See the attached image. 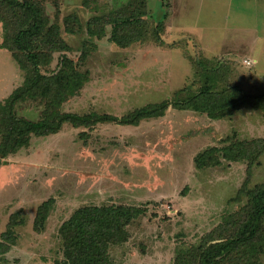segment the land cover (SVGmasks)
Returning <instances> with one entry per match:
<instances>
[{
  "label": "rangeland",
  "instance_id": "rangeland-1",
  "mask_svg": "<svg viewBox=\"0 0 264 264\" xmlns=\"http://www.w3.org/2000/svg\"><path fill=\"white\" fill-rule=\"evenodd\" d=\"M42 1L70 48L54 50L41 71H56L63 52L89 71L63 111L120 116L183 86L198 90L208 83L226 93L264 94V0H147L148 30L163 22L162 43L149 36L125 46L109 39L110 25L101 37H89L84 24L127 0ZM70 13L82 30H65L64 16ZM5 33L0 18V42ZM205 58L213 73L198 72L197 61ZM249 58L253 64H245ZM22 80L23 70L0 48V99ZM42 108L41 102L25 99L15 110L37 119ZM258 136L264 137V110L252 106L222 118L168 106L163 115L137 124L64 122L55 133L32 135L0 164V239L8 221H15V242L1 254L2 262L53 264L62 255L58 228L77 207L121 203L144 212L127 225L128 239L111 246V258L118 264H173L178 249L198 244L225 215L240 210L247 197L234 196L246 179L249 188L264 182V152L249 174L246 157L230 160L219 152L220 163L197 167L194 156ZM50 197L38 231L33 227L37 206ZM257 262L264 264V252L244 256V264Z\"/></svg>",
  "mask_w": 264,
  "mask_h": 264
},
{
  "label": "trees",
  "instance_id": "trees-1",
  "mask_svg": "<svg viewBox=\"0 0 264 264\" xmlns=\"http://www.w3.org/2000/svg\"><path fill=\"white\" fill-rule=\"evenodd\" d=\"M146 15L147 0H127L90 16L84 29L89 37H101L106 25H110L109 39L122 46L149 36L162 43L158 30L164 23L158 21L148 30L150 23ZM0 18L6 31L0 48L7 49L23 70L22 82L0 99V164L4 157L27 146L32 135L55 133L64 122L74 126L107 121L137 124L143 118L163 115L168 106L193 109L211 118L231 116L242 106L264 110V94L251 95L242 90L226 93V89L212 90L208 83L199 86L198 90L183 86L174 90L169 98L146 103L120 116L108 112L80 114L63 111L62 104L79 93L89 79V71L79 69L64 52L56 71L49 74L41 71V63L54 50L70 48L59 31V24L46 13L42 0H0ZM64 28L70 32L82 30L80 19L71 13L65 15ZM89 42L94 44L91 40ZM83 55L81 52V57ZM208 62L210 59L207 58L198 60V72L213 73L214 65ZM25 99L43 104L37 119L16 112V104ZM219 152L230 160L246 157L249 174L252 165L259 163V156L264 152V137L235 139L222 147L205 148L194 156L195 165L202 167L220 163ZM246 181L234 196V199H240L241 194L247 197L240 210L225 215L223 221L205 233L198 244L178 249L173 264H244V256L264 252V182L249 188ZM52 199L50 197L37 206L33 227L38 231L47 217ZM142 212L144 208L141 206L121 203L77 207L58 228L62 255L53 264H118L111 258L110 248L128 239L127 225ZM13 223L15 221L10 219L1 233L0 264H5L1 254L15 242Z\"/></svg>",
  "mask_w": 264,
  "mask_h": 264
},
{
  "label": "built area",
  "instance_id": "built-area-1",
  "mask_svg": "<svg viewBox=\"0 0 264 264\" xmlns=\"http://www.w3.org/2000/svg\"><path fill=\"white\" fill-rule=\"evenodd\" d=\"M244 62H245V64H250L251 63L249 59H244Z\"/></svg>",
  "mask_w": 264,
  "mask_h": 264
},
{
  "label": "crops",
  "instance_id": "crops-1",
  "mask_svg": "<svg viewBox=\"0 0 264 264\" xmlns=\"http://www.w3.org/2000/svg\"><path fill=\"white\" fill-rule=\"evenodd\" d=\"M249 59H250V62H251L250 64H253V60L251 58H249Z\"/></svg>",
  "mask_w": 264,
  "mask_h": 264
}]
</instances>
